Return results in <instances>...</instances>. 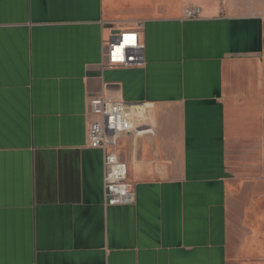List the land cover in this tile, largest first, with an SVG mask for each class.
Segmentation results:
<instances>
[{"label":"crops","instance_id":"1","mask_svg":"<svg viewBox=\"0 0 264 264\" xmlns=\"http://www.w3.org/2000/svg\"><path fill=\"white\" fill-rule=\"evenodd\" d=\"M138 25L145 66L106 67ZM99 95L150 108L130 205L88 147ZM0 264H264V0H0Z\"/></svg>","mask_w":264,"mask_h":264},{"label":"built area","instance_id":"2","mask_svg":"<svg viewBox=\"0 0 264 264\" xmlns=\"http://www.w3.org/2000/svg\"><path fill=\"white\" fill-rule=\"evenodd\" d=\"M186 19L197 20L199 8H187ZM141 25L126 28L103 42L106 67L143 68L146 64ZM91 119L86 130L88 147L103 155V186L106 206H124L135 202V192L127 182V165L117 153L118 141L124 135L141 136L150 132L142 128L149 106L128 104L109 97L93 96L88 103Z\"/></svg>","mask_w":264,"mask_h":264},{"label":"water","instance_id":"3","mask_svg":"<svg viewBox=\"0 0 264 264\" xmlns=\"http://www.w3.org/2000/svg\"><path fill=\"white\" fill-rule=\"evenodd\" d=\"M118 33V32H117Z\"/></svg>","mask_w":264,"mask_h":264}]
</instances>
